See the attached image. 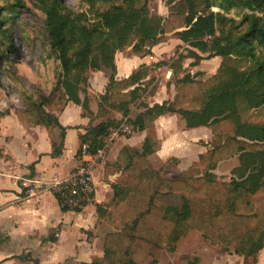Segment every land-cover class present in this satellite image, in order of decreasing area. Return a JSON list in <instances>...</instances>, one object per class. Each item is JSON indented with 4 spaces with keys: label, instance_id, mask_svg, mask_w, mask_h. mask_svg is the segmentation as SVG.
I'll list each match as a JSON object with an SVG mask.
<instances>
[{
    "label": "trees",
    "instance_id": "trees-1",
    "mask_svg": "<svg viewBox=\"0 0 264 264\" xmlns=\"http://www.w3.org/2000/svg\"><path fill=\"white\" fill-rule=\"evenodd\" d=\"M50 1L44 6L46 29L52 49L60 52L64 79L62 87L58 86L62 107L57 111L62 112L70 102L88 111V100L82 102L79 98V93L85 92L88 79L81 88L78 81L72 83L69 78L79 69L92 66L90 42L82 35L83 44L73 49L69 56L74 36L70 29L76 22L66 20L68 16L60 1ZM92 1L111 3L117 0ZM135 4V0H131L125 7L112 6L102 16V26L118 33V44L113 50L106 44L97 48L104 67L108 68L105 70L111 72L102 103L117 107L127 117L130 105L138 100L139 89L126 94L121 92L139 84L149 73V69L141 67L128 80L116 82L114 52L118 49L149 55L161 38L176 35L180 41L193 44L194 49L204 54L208 51L204 40L209 38L212 42L208 60L222 59L217 73L203 82L186 75L176 82L173 103L146 106L142 114L129 119L128 123L135 130H142L149 120L153 122L166 114H178L189 129L233 121L234 132L230 133L233 137L229 134L224 144H217L205 155L202 168L188 169L181 180L165 179L151 166L148 156L155 153L160 144L155 141L153 131L149 132L140 152L126 154L123 178L112 186L114 204L105 220L119 224L122 231L105 237L103 258L93 264H158L163 250L175 253L191 231L223 253L243 257V264H248L250 259L251 264H256V257L264 249V126L252 123L255 117L261 118L259 114L264 108V18L258 17L264 13V0H179L168 7L166 19L153 20L147 19L145 7L136 10ZM200 5L205 6L204 12L198 10ZM213 8L223 12L247 11L251 15H244L237 26L223 14L213 13ZM151 22L156 24L148 27ZM243 26L246 30L236 34ZM10 48L14 50L13 45ZM258 53L262 56H257ZM195 55L189 57L194 60L192 66L202 61L201 56ZM244 61L249 64L242 71L230 65ZM93 70L100 71L95 66ZM241 104L253 112L245 124L239 119ZM37 117L52 140L51 126H58L57 120L45 112H37ZM117 125L116 120H108L88 129L79 136L80 145L93 141L95 146L100 137ZM59 153L55 146L53 156ZM234 156H239L240 164L232 171L235 179L228 185L219 184L211 172L220 162ZM158 199L161 203L156 205ZM177 264H201V260L184 256Z\"/></svg>",
    "mask_w": 264,
    "mask_h": 264
},
{
    "label": "crops",
    "instance_id": "crops-1",
    "mask_svg": "<svg viewBox=\"0 0 264 264\" xmlns=\"http://www.w3.org/2000/svg\"><path fill=\"white\" fill-rule=\"evenodd\" d=\"M162 45L153 48L149 55L134 54L132 49H128L115 56L116 82L128 80L141 67L150 69L145 79L121 94L136 88L146 89L144 83L149 81L151 70L156 68V56L166 51ZM183 61L190 64L185 65ZM183 61L178 77L174 76L172 70L165 73V79L159 82L154 94L148 98V108L164 102L173 103L177 81L190 75L194 81L203 82L215 75L222 63L221 58H214L208 69L202 70L201 63L192 66L194 60L189 57ZM110 78L111 72L107 70L91 73L85 92L79 93L82 102L88 100V111L71 102L64 106L62 112L45 111L55 117L59 126H51L52 140L36 111L10 108L0 111V264H93L103 258L105 237L122 231L119 224L105 220L114 204L112 186L123 178L126 154L141 151L149 129L146 126L142 130H135L128 123L137 115V111L133 112L135 103L130 105L127 117L117 107H112L114 114H109V110L113 109L104 105L101 97L106 93ZM108 120H116L118 125L95 144L101 154L92 172L94 203L80 213L60 211L50 192L51 186L55 180L67 178L74 169L80 147L79 136ZM225 123L227 121L189 129L178 114L157 117L152 122V131L160 146L148 156V160L155 169L169 168L163 173L167 174L166 177L162 174L165 179L177 180L170 177L181 175L178 178L181 180L188 169H200L205 155L217 144H224L226 136L230 134L228 131L221 132ZM124 127L129 129L128 133L121 131ZM230 136L233 137V134ZM238 140L246 141L240 137ZM55 146L60 150L57 156H53ZM122 151L124 155L121 156ZM170 163L172 166H168ZM239 165V156H234L220 162L211 174L219 184L228 185L235 179L232 171ZM30 191L33 192L30 194ZM164 252L175 254L167 250ZM262 254L264 249L259 258ZM25 258L30 263H25Z\"/></svg>",
    "mask_w": 264,
    "mask_h": 264
},
{
    "label": "rangeland",
    "instance_id": "rangeland-1",
    "mask_svg": "<svg viewBox=\"0 0 264 264\" xmlns=\"http://www.w3.org/2000/svg\"><path fill=\"white\" fill-rule=\"evenodd\" d=\"M48 1L0 0V111L9 108L17 110L31 109L41 113L59 110L62 107L58 86L62 87L64 81L63 71L59 61L60 52L52 49L51 40L46 29L44 6ZM58 1L63 6L64 14L68 16L66 20L70 19L76 22L74 28L72 26L70 29L74 36L71 41L72 49L69 56H72L73 52L83 44L81 41L82 35L86 36L85 40L90 42V48L93 51V55L89 59L92 60V66L79 69L72 73L69 78L72 83L78 81L82 85L81 88H83V82L90 77L91 73L95 72L93 66L98 67L100 71L108 69L104 67L105 62L97 49L98 46L106 44L113 50V47L118 44L116 40L118 33L102 26V16L109 12L112 6L125 7L131 0H117L111 3H101L92 0ZM177 1L179 0H135V9L140 10L145 7L148 20L162 19L167 17L168 7ZM204 7V5H200L198 10L203 11ZM211 11L223 14L227 19L234 20L238 24L237 26H239L244 15H251L247 11L239 10L223 12L213 8ZM258 17L264 18V13L258 14ZM155 24L156 22H151L148 27H153ZM226 25L228 26V24ZM243 30H246L245 26L239 27V30H236V34L243 32ZM231 34L235 37L238 36ZM204 42H206L205 45L208 51L202 54L193 48V44L183 43L176 35L160 39L159 45L163 44L162 46L166 48V51L156 56L158 59L157 63L154 64L156 68L151 70L152 74H150L149 81L144 83L145 86L147 85L146 89H139L138 100L133 107V112L137 111L135 114H142L145 111V107L148 106V98L154 94L159 82L165 79L167 71L172 70L174 76L178 77L183 68L182 61L186 58H192L194 54L201 56L202 61H196V64L201 63L203 66L202 70L208 69L212 60H208L212 40L206 38ZM10 45H13L14 50H11ZM118 50L114 52V59L118 53H125L128 49ZM257 56L262 55L258 53ZM248 61L250 62L249 59ZM249 62L244 61L239 63V65L231 62L230 65L242 71L248 66ZM184 64L190 63L184 62ZM187 71H189V68ZM204 72L207 73V71ZM170 76L171 73L168 78ZM109 108L113 109L112 107ZM251 112L244 107V104H241L240 122L246 123ZM109 114H114V109L109 110ZM259 116L261 117L259 118L260 121L255 117V121L252 124L264 126V108L260 111ZM223 126H225V130L222 129L221 132H234L233 121H227ZM147 127L149 132H152V120L148 121ZM171 164H168V166H172ZM151 166L153 167L152 164ZM168 169L163 167L155 170H158L162 175ZM163 175L167 176V174ZM180 177L181 175L170 178L178 180ZM159 203H161V199L156 201V205H159ZM259 255L256 257V264H264V254L260 258ZM184 256L197 257L202 264H243L244 262L243 257L233 254L227 255L220 251L217 246L202 241L199 235L193 232L181 242L177 253L171 255L163 250L159 264H177L178 260ZM24 262L30 263L26 258ZM250 262H252V259L248 261V264H251Z\"/></svg>",
    "mask_w": 264,
    "mask_h": 264
},
{
    "label": "built area",
    "instance_id": "built-area-1",
    "mask_svg": "<svg viewBox=\"0 0 264 264\" xmlns=\"http://www.w3.org/2000/svg\"><path fill=\"white\" fill-rule=\"evenodd\" d=\"M121 131L128 133L129 129L124 127ZM100 154L101 151L90 142L80 145L75 157L74 169L70 175L63 180H55L50 192L60 211L80 213L94 203L95 189L92 172ZM32 192L30 191V194Z\"/></svg>",
    "mask_w": 264,
    "mask_h": 264
}]
</instances>
